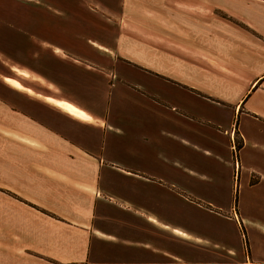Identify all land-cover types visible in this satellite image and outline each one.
Masks as SVG:
<instances>
[{"label":"crops","instance_id":"1","mask_svg":"<svg viewBox=\"0 0 264 264\" xmlns=\"http://www.w3.org/2000/svg\"><path fill=\"white\" fill-rule=\"evenodd\" d=\"M5 4L4 27L56 35L22 34L36 68L0 82V264H264V0ZM189 129L237 150V205L219 164L159 180Z\"/></svg>","mask_w":264,"mask_h":264},{"label":"rangeland","instance_id":"2","mask_svg":"<svg viewBox=\"0 0 264 264\" xmlns=\"http://www.w3.org/2000/svg\"><path fill=\"white\" fill-rule=\"evenodd\" d=\"M10 1L11 0H9V2ZM8 7L10 6H6L5 0H0V82L1 83H3L2 80H4V78L8 83H9L8 79L13 80V78H16L19 81L22 80L21 75L16 73V72L21 73L19 69H15L16 72L14 70H11V67L15 65V63H12V62L14 61H17L18 63L20 62V55L24 56L25 58H28V60L25 59L24 61L27 62L30 67L34 69L36 68V57H37L35 54L36 51H34V49L31 48L32 47L31 45L29 44L27 45V43L25 44V47L24 45L21 46V43H19V41H20V37H22V34L23 36L29 34V37H28L29 41L30 39H32L31 38L32 35L34 36L37 35L40 38L45 39V40H52L54 38L53 36L56 35V32H54L53 29H49V28L44 29V33L43 32L36 33L37 29H21L19 27H13V28L4 27L3 24H6V22L4 21V15H5L6 8ZM55 15L56 17H59V15H61V17H64L67 14L56 13ZM57 35H58V32H57ZM25 41H27L26 36H25ZM78 50H80L79 45H78ZM94 51L98 53V51L100 50L94 47ZM10 76H12L13 78H10ZM16 79L14 80L20 84V82L17 81ZM28 79H31V77ZM27 81H29L30 84H37V81L35 80H27ZM81 94H82V97H80V99L82 100L86 99V101L91 103L94 93L92 94L91 92L88 93V95L91 94V97L90 96L88 97L84 93H81ZM69 95L74 96L75 94L73 95L72 93H69ZM105 95L106 93H103L104 97ZM99 96H101V93H99ZM103 102L105 101L103 100ZM120 115H128V114L121 112ZM188 125L190 127H193L192 121L189 120ZM221 127L222 126H218V128L223 132V129ZM172 130L173 132H175V129H172ZM210 132L212 133L213 131L211 130ZM179 134L183 138L182 141L171 140L167 135L162 136L163 143L159 145V148H157V151H159V154L156 153V155H154L155 163L158 166L171 165L172 170L174 171L171 179L168 177H163V179H159L162 182V184H165L167 185L166 187H168L170 185L169 183H166V182H169L171 180L172 188H175V186L178 185V183H180L179 179H187L188 183L190 184H198V185L203 184V185H208V186L212 185L214 183L213 182L214 180H212L213 171L215 170V167L213 165L216 166L219 164L221 165L222 171H225V168H227L228 170H232L235 172V175H236L234 176L235 184H234V188L233 187L232 188L235 190L234 191L235 193L234 205H237V197H238L237 183L239 180L238 179L239 158L237 155V150L234 148L230 152L231 156L230 158L228 157V161H230V165L226 166L224 162L222 161V159L220 158V157L223 158L224 152L223 150L219 149L218 146L211 143L207 139L204 140L203 138H201L202 136L201 137L198 136L191 129H189L188 132L183 131L182 133H179ZM221 137H224V136L221 135ZM225 138H228L227 135L225 136ZM231 143L235 145L236 141L234 142V140H232ZM187 177H189V179ZM231 179L233 180V178ZM224 181H228V179H226V176L223 175L222 182ZM1 193H4L3 188L0 189V194ZM262 222L264 224V220H262ZM240 226H241V229L245 236V241H246V235H245V229H244L245 225L244 223H240Z\"/></svg>","mask_w":264,"mask_h":264},{"label":"bare ground","instance_id":"3","mask_svg":"<svg viewBox=\"0 0 264 264\" xmlns=\"http://www.w3.org/2000/svg\"><path fill=\"white\" fill-rule=\"evenodd\" d=\"M8 80H9V83H14V84L17 83L14 79L13 80L8 79ZM59 103L63 104V106H65V107H67L66 102L59 101Z\"/></svg>","mask_w":264,"mask_h":264},{"label":"built area","instance_id":"4","mask_svg":"<svg viewBox=\"0 0 264 264\" xmlns=\"http://www.w3.org/2000/svg\"><path fill=\"white\" fill-rule=\"evenodd\" d=\"M235 164H236V162H235Z\"/></svg>","mask_w":264,"mask_h":264}]
</instances>
